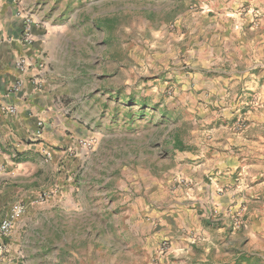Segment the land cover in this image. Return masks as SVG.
Segmentation results:
<instances>
[{
    "label": "crops",
    "instance_id": "1",
    "mask_svg": "<svg viewBox=\"0 0 264 264\" xmlns=\"http://www.w3.org/2000/svg\"><path fill=\"white\" fill-rule=\"evenodd\" d=\"M196 1L201 2L203 10H184L180 24L190 28L193 21L188 17L198 16L197 32L207 30L217 35L211 45H207V39L197 38L204 40L202 46L207 49L193 45L188 54L193 71L178 72L173 80L176 92L184 94L185 89L189 90L195 102L205 93L214 97L218 91L216 79L224 85L220 93L226 91L227 85L232 87V82L237 83L236 89L247 78H251L249 84L254 82L252 72L256 61L264 59V52H260L264 48V26H261L264 20L258 26L248 28L252 35L247 40L241 38L243 31L238 26L239 20H234L240 19V6H254L261 0ZM249 17V14L242 15V19ZM27 18L30 16L16 0H0V221L12 204L19 202L24 205L23 214L15 221L9 236L4 238L10 254L1 264H47V226L55 229V246L62 253L67 227H74V241H79L81 217L84 215L89 216L88 220L101 217L103 226L98 229L99 225L92 221L84 228L91 242L98 233L96 241H100V245L95 248L94 243H89L87 258L82 257L86 262L81 264H91V255L96 258L93 264H190L194 260L192 249L197 247L191 246L195 240L207 251L215 247L216 236H223L225 240L236 239L241 234L246 236L254 253L264 256V202L255 208L250 204L244 207V196L256 188L244 184L241 178L240 185L235 187L237 174L241 175L235 173L236 169L245 168L247 175L256 172L247 161L248 151H245L255 143L253 139H215L212 136L203 139L201 151L191 149L181 155L174 150L175 154L171 156L174 168L169 171L171 179L177 182V189L171 192V188H140L143 193L151 194L148 202L133 199L107 203L95 199V195L101 193L98 188H75L76 164L90 154L84 155V149L77 141L90 140L94 146L92 127L95 121H84V110L79 104L65 103V95H69L67 87L62 77L52 73L42 57L46 30L40 32L35 28L37 26H31L32 42L26 43L23 26ZM19 57L26 59L27 66L23 72L15 68ZM219 62L232 71H236L240 64L244 68L231 76L223 73L208 76L200 72ZM223 72L229 74L225 69ZM104 94L113 99L110 91H104ZM114 94L118 99L121 97L118 90H114ZM157 95L154 94L153 103L144 96L135 101L145 100L150 106L147 108L154 110L158 107L154 99ZM128 97L134 98V95L125 96L124 101ZM211 102L213 105L221 103L217 100ZM10 106L15 110L12 114L6 110ZM94 107L106 111L107 104L99 102ZM194 109L202 110V103L196 104ZM38 122L43 124L40 133H37ZM232 145H239L238 153L230 151L229 146ZM184 157L188 163L181 160ZM204 177L211 182H204ZM179 179L184 183H179ZM54 188L55 191L64 188V191L56 192L60 193L56 195L57 200H39L40 192L54 191ZM107 192L110 191L107 189L103 193ZM153 193L158 194L154 197ZM241 206L246 224L239 229L234 227L230 215ZM214 219L218 221L212 223ZM210 226L219 235L209 233L207 229ZM163 243H167L168 250L160 253ZM71 254L79 258V254L72 251Z\"/></svg>",
    "mask_w": 264,
    "mask_h": 264
},
{
    "label": "rangeland",
    "instance_id": "2",
    "mask_svg": "<svg viewBox=\"0 0 264 264\" xmlns=\"http://www.w3.org/2000/svg\"><path fill=\"white\" fill-rule=\"evenodd\" d=\"M16 1L30 16L32 27L37 26L35 28L40 32L46 30L42 57L52 73L62 77L69 92L68 96L65 95V103L79 104L84 110V121H95L92 127L94 146L89 157L76 164L75 188H98L101 193L95 195V199L107 203L122 200L129 202L133 199L148 202L151 194L143 193L140 188H171V192L177 189V182L174 183L171 179L169 171L174 168L171 159L175 154L174 150L183 155L191 149L201 151L200 145L205 138L240 137L255 140L245 151H248L247 161L256 172L247 175L245 168L239 167V171L236 169L235 173L239 172L241 175L237 174L235 187L240 185L241 178L244 184L256 188L251 194L244 196V207L250 204L255 208L264 202V59L256 61L252 72L254 82L249 84L251 78H247L238 89L235 88L237 83L232 82V87L227 85L226 91L222 92L224 95L220 93L224 85L220 84L219 79L215 82L216 90L220 91L213 94L214 97L205 93L204 97L197 98L195 102L190 97L189 90L185 89L184 94L176 92L177 86L173 82L175 76L180 72L183 74L193 71L192 59L188 56L191 47L198 45L200 48L205 39L207 45H211L217 35L213 31L206 32L207 30L198 33L195 28L196 21L200 19L198 16L188 17L193 21L190 28L180 24L184 10H203L201 2ZM239 11L240 19L234 20H239L238 26L243 31L241 38L247 40L252 35L248 28L258 26L264 20V1L261 0L254 6L244 4L239 7ZM243 14H249L250 17L242 19ZM191 29L193 31H189ZM197 38L204 40L199 41ZM260 52H264V48ZM243 68V64H240L235 70ZM223 69L229 74L224 73ZM236 71L222 66L221 62L200 70L203 75L208 76L222 73L231 76ZM114 90L120 91L121 99H109L104 94V91L114 94ZM157 93L154 98L157 108H147L145 115L134 120L128 119V113L139 108L137 105L130 108L125 106L121 102L125 96L133 94L134 100L144 96L153 103V96ZM214 100L221 103L213 105L211 101ZM99 102L107 104L106 111L94 107ZM198 103L203 105L200 111L194 109ZM237 146L239 145L229 146L230 151L238 153ZM181 160L186 163L189 161L186 157ZM203 180L211 182L208 177ZM178 182L184 183V180L179 179ZM107 189L110 192L104 194ZM53 190L43 191L47 196L39 200L55 201L58 199L56 195H60L56 192L64 191V188ZM157 194L153 193V196L156 197ZM243 206L230 215L235 228L241 229L246 224ZM81 219L82 233H79V241H74V227L71 229L72 226L69 225L62 253L55 246V229L47 226V264L85 263L82 257L87 258L88 244L94 243L95 248H99L100 241H96L98 233L93 236L95 242H91L84 228L94 221L99 225L98 229H101L103 219L95 216L88 220L87 215ZM214 220L212 223L218 221ZM213 226L207 231L212 235H219L214 232ZM222 238L223 236H216L215 247H210L207 251L198 240L190 244L197 246L192 249L194 260L190 264H264V256L254 253L245 235H238L236 239ZM71 251L79 254V258L73 257ZM95 260L91 255V264Z\"/></svg>",
    "mask_w": 264,
    "mask_h": 264
},
{
    "label": "built area",
    "instance_id": "3",
    "mask_svg": "<svg viewBox=\"0 0 264 264\" xmlns=\"http://www.w3.org/2000/svg\"><path fill=\"white\" fill-rule=\"evenodd\" d=\"M33 25V22L30 18H27L25 20L24 26H23V30H24V40L26 43H31L32 42V38H31V26ZM27 66L26 63V59L24 57H19L16 60L15 63V68L19 71V72H23L25 67ZM7 112L9 114L14 113V108L12 106L7 107L6 108ZM43 124L41 122H38V128H37V133H40V129L42 128ZM77 144L84 149V155L88 154L91 150H92V143L90 140H86V139H79L77 141ZM182 181V180H180ZM47 195L45 192H42L41 194H39V199H43L45 198ZM24 212V205L22 203H14L12 204V206L10 207V210L8 211V213L5 215V217L0 221V264L8 258L9 254H10V249L8 246V243L5 241L4 238H6L7 236H9V233L15 223V221L17 220V218L23 214ZM3 238V239H2ZM168 250V245L167 243H163L160 248L159 251L160 253H165Z\"/></svg>",
    "mask_w": 264,
    "mask_h": 264
},
{
    "label": "trees",
    "instance_id": "4",
    "mask_svg": "<svg viewBox=\"0 0 264 264\" xmlns=\"http://www.w3.org/2000/svg\"><path fill=\"white\" fill-rule=\"evenodd\" d=\"M111 98H117V95L113 94L112 96H110ZM123 104H125V106L127 107H132L133 105H137L138 106V110L137 111H132L128 113V119L129 120H134V119H138V117L145 115V112L147 110L148 104L145 102V100H141L139 102L135 101L133 99V97H128L125 101H122ZM105 107V106H104ZM137 117V118H136Z\"/></svg>",
    "mask_w": 264,
    "mask_h": 264
}]
</instances>
